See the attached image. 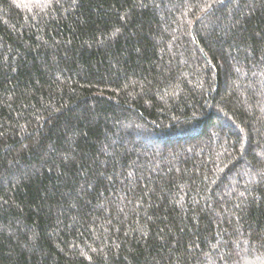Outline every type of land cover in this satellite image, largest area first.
<instances>
[{
    "label": "trees",
    "instance_id": "16d2710c",
    "mask_svg": "<svg viewBox=\"0 0 264 264\" xmlns=\"http://www.w3.org/2000/svg\"><path fill=\"white\" fill-rule=\"evenodd\" d=\"M0 264H264V0H0Z\"/></svg>",
    "mask_w": 264,
    "mask_h": 264
}]
</instances>
